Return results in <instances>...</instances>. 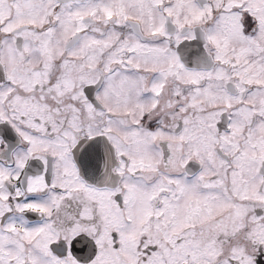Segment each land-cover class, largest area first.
I'll list each match as a JSON object with an SVG mask.
<instances>
[{
    "label": "snow or ice",
    "instance_id": "snow-or-ice-1",
    "mask_svg": "<svg viewBox=\"0 0 264 264\" xmlns=\"http://www.w3.org/2000/svg\"><path fill=\"white\" fill-rule=\"evenodd\" d=\"M0 264H264V0H0Z\"/></svg>",
    "mask_w": 264,
    "mask_h": 264
}]
</instances>
